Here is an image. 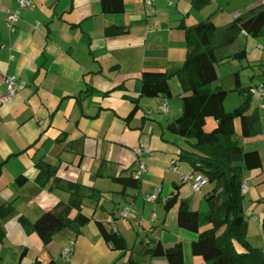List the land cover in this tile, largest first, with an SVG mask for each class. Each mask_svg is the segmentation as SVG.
<instances>
[{
  "label": "crops",
  "instance_id": "1",
  "mask_svg": "<svg viewBox=\"0 0 264 264\" xmlns=\"http://www.w3.org/2000/svg\"><path fill=\"white\" fill-rule=\"evenodd\" d=\"M32 1L30 7L20 9V20L10 30L5 24L7 11L19 6L17 0H0V98L7 91L8 75H16L24 84L10 101H0V209L13 208L6 216L0 215V231L4 232L0 264L52 260L56 264H127L129 256L136 264H167L165 257L146 255L143 240H161L166 247L181 241L186 264H207L191 254L190 245L211 234L213 226L191 233L176 223L178 205L170 211L165 208L179 185L180 197L189 201L190 208L204 212L205 194L214 187L207 182L201 191H194L191 183L184 181V176L194 172L179 155L182 149L189 150L194 140L165 129L182 114V90L176 77L171 80V98H141L140 108L128 118L132 99L140 97L144 71L171 73L184 66L187 45L179 25L185 21L193 26L211 18L226 26L234 10L228 11L219 0H211L199 10L192 0H153L151 4L124 0L123 13L104 12L101 0ZM219 14L225 15L222 22L217 20ZM111 26L128 31L109 36L106 29ZM261 38L249 37L245 55L228 63V75H233L228 88L223 84L228 75L218 71L214 87L220 84L222 88L203 97L201 124L204 132L233 130L244 138L245 150H258L264 158V133L243 136L238 114L243 99L235 87L236 72L243 87L264 84ZM152 51H164L165 55L153 56ZM244 77L250 84L244 83ZM165 103L167 112L161 110ZM262 118L261 113V122ZM142 144L152 149L148 172L139 189L122 192L114 178L134 175L138 167L135 149ZM40 159L57 167L58 181L52 178L45 187L36 181L39 170L35 163ZM248 176L259 180L264 177V167L247 172L245 182ZM20 177L26 181L20 183ZM71 181L98 191L99 196L86 198L82 207L92 220L80 234L64 230L45 245L36 232L26 230L20 218L35 221L58 201H68ZM157 190L158 199L147 201L146 196ZM247 193L251 197L248 205L246 198L244 201L248 240L264 250V179ZM127 205L133 209L132 216L119 217ZM256 210L260 212L256 214ZM152 213L157 215L155 220ZM98 221L122 233L129 249L125 256L104 239ZM250 222L258 223L253 231L259 245L250 234ZM71 240L75 245L67 259L63 249Z\"/></svg>",
  "mask_w": 264,
  "mask_h": 264
},
{
  "label": "trees",
  "instance_id": "2",
  "mask_svg": "<svg viewBox=\"0 0 264 264\" xmlns=\"http://www.w3.org/2000/svg\"><path fill=\"white\" fill-rule=\"evenodd\" d=\"M211 0H192L195 9H201ZM106 13H123L124 0H101ZM185 32L187 53L184 66L174 72L144 71L138 89L140 97L132 99L133 109L130 119L140 108L141 98H166L173 96L171 80L176 77L182 94V114L167 124L165 129L186 140H194L190 149H182L180 161L187 162L193 172L203 173L213 189L205 194L209 206L208 212L192 210L188 200L180 197L179 185L165 203L167 211L178 205L177 225L191 233L198 234L203 224H211L213 232L203 238L193 240L190 252L193 256L204 259L207 264H264V250L257 248L248 240V217L245 213V194L242 186L248 171L263 170L264 158L260 151L245 150L243 144L235 138L233 130L225 133L204 132L202 118L205 112L203 97L214 90H221V85L214 84L219 80L218 66L222 63L241 59L246 53L249 37H264V0L242 6L232 13V19L226 26L217 25L211 18L188 26L185 21L179 25ZM127 28L111 26L106 34L116 36L127 33ZM153 56H164V51L149 52ZM235 87L243 101L239 108L243 136H256L263 132L261 111L252 108L254 96L251 88L243 87L239 72L235 73ZM36 168L39 170L37 183L47 186L53 178L57 179V167L40 159ZM24 183L26 178H18ZM121 184L122 192L128 188L139 189L141 179L133 175L115 177ZM70 199L58 201L51 209L45 211L35 221L21 217L20 222L28 232H36L41 241L47 245L64 230L80 234L92 217L83 212L84 200L98 197L99 193L92 186L76 181L68 184ZM12 206H3L0 215L12 212ZM120 217V216H119ZM100 232L107 242L123 252L129 251L122 233L102 221L97 222ZM4 242V232L0 231V245ZM142 241L143 252L152 257H165L167 264H186L183 242H176L166 247L159 240L151 243ZM37 264H43L37 261ZM44 264H56L54 260ZM127 264H136L131 256Z\"/></svg>",
  "mask_w": 264,
  "mask_h": 264
},
{
  "label": "built area",
  "instance_id": "3",
  "mask_svg": "<svg viewBox=\"0 0 264 264\" xmlns=\"http://www.w3.org/2000/svg\"><path fill=\"white\" fill-rule=\"evenodd\" d=\"M32 0H17L19 8L15 11L8 10L7 15L5 17L6 27L10 30H14L17 23L20 20V9L27 8L32 5ZM145 3L151 4L153 0H144ZM5 82L7 84L6 93L0 98L1 103H7L10 101L20 90L24 88V84L21 83L16 75H8L5 78ZM251 92L254 97L261 101V106L264 107L263 104V95H264V84H259L252 87ZM161 110L164 112L168 111V105L165 103L162 105ZM136 156L138 158V167L134 172V177L136 179H142V176L148 172V161L152 159V149L147 145H140L135 149ZM184 181L190 182L194 191H201L204 184L207 183V177L201 173L196 172L191 175L184 176ZM249 191V187L245 182L242 186L243 194H246ZM160 191L157 190L151 194L146 196V200L149 202H155L159 197ZM133 214V209L130 205L125 206L120 212L119 216L122 218H129ZM157 218L156 213H152V219L155 220ZM75 241H69L68 245L63 249V255L67 259L70 257L73 249H74Z\"/></svg>",
  "mask_w": 264,
  "mask_h": 264
},
{
  "label": "rangeland",
  "instance_id": "4",
  "mask_svg": "<svg viewBox=\"0 0 264 264\" xmlns=\"http://www.w3.org/2000/svg\"><path fill=\"white\" fill-rule=\"evenodd\" d=\"M258 1H260V0H219V3H221L222 4V6H224V7H226L227 8V10L228 11H232V10H236L237 8H240V7H242V6H246V5H248V4H251V3H253V2H258ZM223 17H225V15L224 14H219L218 15V17H217V20H218V22H222L221 21V18H223ZM205 21V20H204ZM219 24H221V23H219ZM259 42H261V43H264V38H261L260 40H259ZM229 62H226V63H222V64H220L219 66H218V71L219 72H221V70H222V74H229V72L231 71L229 68H230V66L229 65H231V64H228ZM232 63H235V65H236V63L237 62H232ZM222 68V69H221ZM227 72V73H226ZM224 82H223V84H224V86L225 87H227L228 88V86H230L231 84H232V82H233V75H228V76H226L225 78H224V80H223ZM249 83L250 84V80H246L245 79V77H244V83ZM264 96V95H263ZM253 108L254 107H258L259 109H260V111H261V113L263 114V118H262V124H263V133H264V107H262L261 106V101L260 100H258L257 98H255L254 100H253ZM235 138L237 139V140H239L241 143H244V138H242V137H237L236 135H235ZM264 140V139H263ZM258 147L257 148H261V146H262V144L260 143V142H258ZM248 148H250V147H248ZM248 173H251V171H248ZM264 179V177H262V178H260L259 180L257 179L256 181H255V179L254 178H251V177H247V183H248V185H249V187L251 188L252 186H254V185H256V184H258V182L259 181H262ZM245 198H246V205H248L249 204V200H250V194H246L245 195ZM261 207V206H260ZM259 207V208H260ZM192 209V208H191ZM192 210H194V209H192ZM197 210V209H196ZM202 210H205L204 212L206 213V212H208V210H209V206H208V204L206 203V205H205V208H203ZM256 214H258V212H260V211H258V210H256ZM251 223V227H250V234H251V236H252V239H254V242H256V244H260L259 243V241H258V239H257V237H255V233H254V229L256 228V229H258V223H254V222H250ZM205 226H208V224L207 223H205V224H203L202 225V227H205ZM263 242V241H262ZM264 246V245H263Z\"/></svg>",
  "mask_w": 264,
  "mask_h": 264
}]
</instances>
